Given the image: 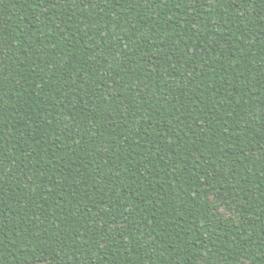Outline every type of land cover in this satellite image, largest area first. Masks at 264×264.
I'll use <instances>...</instances> for the list:
<instances>
[{"label":"trees","instance_id":"1","mask_svg":"<svg viewBox=\"0 0 264 264\" xmlns=\"http://www.w3.org/2000/svg\"><path fill=\"white\" fill-rule=\"evenodd\" d=\"M0 264H264V0H0Z\"/></svg>","mask_w":264,"mask_h":264}]
</instances>
